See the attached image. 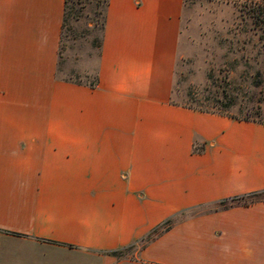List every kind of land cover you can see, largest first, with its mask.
<instances>
[{"label":"crops","instance_id":"1","mask_svg":"<svg viewBox=\"0 0 264 264\" xmlns=\"http://www.w3.org/2000/svg\"><path fill=\"white\" fill-rule=\"evenodd\" d=\"M64 1L0 0V264H264V199L214 209L264 191V123L172 101L184 0H108L93 86Z\"/></svg>","mask_w":264,"mask_h":264},{"label":"rangeland","instance_id":"2","mask_svg":"<svg viewBox=\"0 0 264 264\" xmlns=\"http://www.w3.org/2000/svg\"><path fill=\"white\" fill-rule=\"evenodd\" d=\"M69 6L56 75L93 83L106 3L74 0ZM171 98L183 106L264 123V0H184ZM143 243L110 254L130 257Z\"/></svg>","mask_w":264,"mask_h":264},{"label":"trees","instance_id":"3","mask_svg":"<svg viewBox=\"0 0 264 264\" xmlns=\"http://www.w3.org/2000/svg\"><path fill=\"white\" fill-rule=\"evenodd\" d=\"M78 1V0H77ZM73 3L74 0H65L64 1V15H63V22L65 20V17L70 14V6H69V3ZM105 3L107 5L108 3V0H105ZM72 8V7H71ZM106 10V9H105ZM72 11V10H71ZM105 20V18H104ZM63 22H62V25H63ZM104 25V24H103ZM97 83V76H96V79H95V82L93 83H89L91 86L95 85ZM192 108V107H190ZM194 109H197V108H194ZM197 110H200V111H206V112H211V111H208V110H201V109H197ZM244 120H249V119H244ZM258 194H264V191L260 192V193H254V194H251V195H248V196H240V197H232V198H229V199H224V200H221L220 202H218L214 209H218V208H228L230 206H234V205H237V204H248V203H252L256 200H263L264 199V196H259L257 197ZM179 220V215H174L173 217H170L168 218L167 220H165L161 225H159L158 227H156L155 229H153V231H151L145 238H144V244L149 242L150 240H153L156 236H158L161 232L167 230L168 228H170L172 226L173 223H175L176 221ZM129 248V247H127ZM127 248H124V249H127ZM122 250V249H120ZM119 250V251H120ZM118 251V250H117ZM116 252V251H114Z\"/></svg>","mask_w":264,"mask_h":264}]
</instances>
